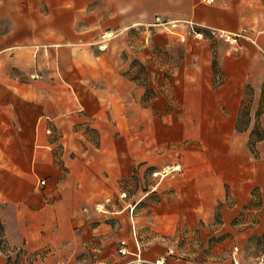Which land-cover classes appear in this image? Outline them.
<instances>
[{
	"label": "crops",
	"instance_id": "crops-1",
	"mask_svg": "<svg viewBox=\"0 0 264 264\" xmlns=\"http://www.w3.org/2000/svg\"><path fill=\"white\" fill-rule=\"evenodd\" d=\"M91 1L0 0V226L7 246L22 249L26 257L50 251L35 264H65L58 261L73 258L81 246L78 232L91 230L83 208L113 195L131 176L155 178L175 166L179 171L166 181L189 225L217 206L229 224L255 191L264 210V164L251 157L244 136L235 138L247 82L253 84L254 102L259 99L257 83L264 78L256 68L264 65L263 56L254 47L252 56H239L233 69L227 67L232 73L227 83L215 91L195 95L193 86L187 87L176 109L181 115L175 111L166 119L146 85L161 71L146 69L149 48L131 42L129 32L177 7L166 0H123L108 21L83 27L80 7ZM217 5L218 16L236 18L241 29L234 34H244L234 45L247 39L264 54V0H217ZM243 27L260 29L257 44ZM103 32L114 37L100 47ZM186 61L174 79L208 86L210 76L187 75ZM223 110L228 122H204ZM257 149L264 159V139ZM226 190L233 198L228 206ZM125 206L109 218L122 215ZM115 219L121 230L113 238L121 239L119 251L125 254L109 264L140 260L132 219ZM112 224L118 226L114 220L99 229L111 231ZM161 260L165 263L164 256Z\"/></svg>",
	"mask_w": 264,
	"mask_h": 264
},
{
	"label": "rangeland",
	"instance_id": "rangeland-1",
	"mask_svg": "<svg viewBox=\"0 0 264 264\" xmlns=\"http://www.w3.org/2000/svg\"><path fill=\"white\" fill-rule=\"evenodd\" d=\"M123 0H93L81 4L82 15L78 24L83 27L100 26L115 15L121 8ZM170 6L167 13L170 15H157L154 19L148 18L131 27L129 39L136 44H143L147 49V67L160 76H155L152 84L146 79L147 89L154 97L159 98L163 109V118L170 119L182 102L186 88L193 86L195 95L200 90L215 91L227 83L229 71L233 69L234 60L239 56H252L249 49L259 52L255 44L242 39V45H230L222 40L211 38L210 30H222L234 34L238 29L235 17L217 15V0H166ZM176 9V11H175ZM187 10V11H186ZM175 11V13H173ZM159 18L160 25L155 20ZM176 26V27H172ZM246 35L256 44L260 39V29L243 27ZM179 35L184 36L181 41ZM113 33L100 34L98 46H103L114 37ZM187 60V61H186ZM187 62L188 76H210V82L203 85L200 81L184 83L174 79L175 69ZM152 68H149V67ZM135 72L142 75L144 70L136 66ZM256 72L264 78V65L257 66ZM147 77V76H146ZM141 82L144 76H135ZM176 81V82H175ZM144 82V81H143ZM142 82V83H143ZM140 83V84H142ZM253 84L247 82L243 88V100L238 111V128L235 129V138H246L245 144L255 160H261V152L257 149L256 137L251 135L254 127L264 132V82L258 81L259 99L255 102ZM155 90V91H154ZM151 93H147L150 97ZM175 107V108H173ZM176 116L181 115L176 111ZM196 119V117H194ZM228 122V113L223 110L221 116H205L204 122L213 124L217 121ZM172 121V120H169ZM210 133V132H209ZM212 133V132H211ZM168 134V132H165ZM263 141V140H262ZM252 142L254 144L251 146ZM177 167V166H175ZM155 178L140 179L131 176L118 184L116 193L110 195L88 208H83V216L89 215L88 225L91 230L81 234V246L73 258H62L58 262L65 264H109L122 256L119 251L120 238H113L120 234L121 223L116 217H127L133 224L135 236L142 252L140 260L132 259L124 264H156V260L163 264H264V210L260 208V195L258 191L252 192L251 201L238 213V215L225 224L220 206L213 211L205 212L203 219L194 225L187 222L186 212L177 209L178 196L167 180L172 169L161 177L162 172ZM160 184L154 193L151 189ZM226 204L231 205L233 198L226 190ZM160 203H165L162 209ZM138 204V205H137ZM102 206L101 211L96 206ZM126 205V206H125ZM126 208L120 215L110 219L111 212ZM134 206V209L131 208ZM136 206V207H135ZM195 213V212H191ZM86 214V215H85ZM93 218V219H92ZM125 219V218H124ZM116 220L118 226L109 229H99L104 225H111ZM204 220V221H203ZM98 230V231H96ZM75 231L77 229L75 228ZM132 231V230H131ZM239 234H245L243 238ZM81 234V235H80ZM113 247V252L107 253ZM0 254L4 257V264H35L38 259L43 260L49 250H42L31 257H26L22 249H12L7 246L0 226ZM125 254V253H124ZM123 254V255H124Z\"/></svg>",
	"mask_w": 264,
	"mask_h": 264
},
{
	"label": "built area",
	"instance_id": "built-area-1",
	"mask_svg": "<svg viewBox=\"0 0 264 264\" xmlns=\"http://www.w3.org/2000/svg\"><path fill=\"white\" fill-rule=\"evenodd\" d=\"M159 21H160L159 18H157L155 20L156 25H160ZM172 27H174V26H172ZM209 33H210L211 38L216 39V40H222V41H224V42H226V43H228L230 45H234L236 43L237 39L242 37V35L244 36V34H242V33L241 34H228L226 32L219 31V30H210ZM179 38L181 39V41L184 40V36H179ZM173 169L176 170V169H178V167H175ZM167 171H169V168H167V169L165 168L164 171L162 172V175H164L165 173H168ZM39 184L41 186H43L44 182L40 181ZM96 209L98 211H101L102 206L98 205V206H96ZM120 253L124 254L125 252L123 250H120ZM163 263H164L163 260L156 262V264H163Z\"/></svg>",
	"mask_w": 264,
	"mask_h": 264
},
{
	"label": "trees",
	"instance_id": "trees-1",
	"mask_svg": "<svg viewBox=\"0 0 264 264\" xmlns=\"http://www.w3.org/2000/svg\"><path fill=\"white\" fill-rule=\"evenodd\" d=\"M236 130L238 131L239 128H238V120H237V123H236ZM251 135H253V137L255 136L256 137V141L255 143L257 142H260L264 139V132L260 129H258V127H254V130L253 132L251 133ZM254 144V142H252L251 146Z\"/></svg>",
	"mask_w": 264,
	"mask_h": 264
},
{
	"label": "bare ground",
	"instance_id": "bare-ground-1",
	"mask_svg": "<svg viewBox=\"0 0 264 264\" xmlns=\"http://www.w3.org/2000/svg\"><path fill=\"white\" fill-rule=\"evenodd\" d=\"M167 169V168H166ZM164 177V176H163Z\"/></svg>",
	"mask_w": 264,
	"mask_h": 264
}]
</instances>
